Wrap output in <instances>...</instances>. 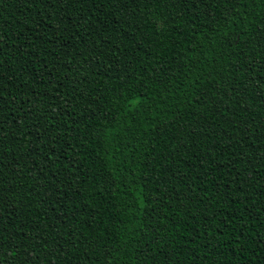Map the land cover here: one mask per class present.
I'll return each instance as SVG.
<instances>
[{
  "label": "trees",
  "instance_id": "trees-1",
  "mask_svg": "<svg viewBox=\"0 0 264 264\" xmlns=\"http://www.w3.org/2000/svg\"><path fill=\"white\" fill-rule=\"evenodd\" d=\"M0 264H264V0H0Z\"/></svg>",
  "mask_w": 264,
  "mask_h": 264
}]
</instances>
